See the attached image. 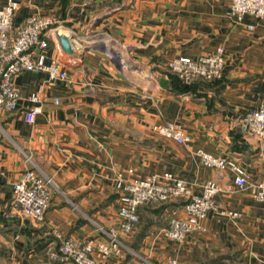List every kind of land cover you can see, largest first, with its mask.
<instances>
[{
    "label": "crops",
    "instance_id": "0c3cea01",
    "mask_svg": "<svg viewBox=\"0 0 264 264\" xmlns=\"http://www.w3.org/2000/svg\"><path fill=\"white\" fill-rule=\"evenodd\" d=\"M15 1L16 26L33 14L57 19L45 34L46 56L72 83L20 72L14 78L17 109L0 111V264H61L49 256L60 238H102L95 223L117 224L119 176L164 172L195 194L214 180L217 211L207 214L201 230L175 242L161 230L182 214L180 207L140 206L121 254L102 260L94 254L98 264H164L169 258L177 264H264V202L238 189L230 169L203 166L195 153L223 156L251 180L264 179V138L236 126L241 115L264 105V20L245 16L235 23L227 14L231 0ZM58 34L70 39L73 54L62 50ZM217 48L225 61L213 82L188 89L167 68L173 58L195 59ZM32 108L37 111L29 123L24 113ZM167 121L189 140L178 143L152 130ZM29 167L54 184L40 223L14 214L9 204L12 182Z\"/></svg>",
    "mask_w": 264,
    "mask_h": 264
},
{
    "label": "built area",
    "instance_id": "2783aa9c",
    "mask_svg": "<svg viewBox=\"0 0 264 264\" xmlns=\"http://www.w3.org/2000/svg\"><path fill=\"white\" fill-rule=\"evenodd\" d=\"M104 1V0H101ZM18 3L6 0L0 7V111L17 109L20 93L14 86V78L23 71H41L47 74L50 81L65 85L72 83L68 71L55 58L47 59L48 42L45 34L57 27V19L51 16L33 14L18 26L14 23ZM235 22H241L245 16L255 20H264V0H231L227 11ZM251 29V25H247ZM223 49L217 48L210 54L195 59L189 57L173 58L167 68L177 74L184 84L192 83L198 77L207 79L220 78L224 67ZM29 100L36 101L31 94ZM36 109L24 113L27 122L32 123ZM237 129L244 135L264 138V105L245 112L237 120ZM152 130L159 136L178 143L189 140L182 127L174 122L156 123ZM199 162L206 167L234 172V183L238 189L248 188L252 197L264 202V179L251 180L249 173L223 156L213 155L202 149L196 150ZM29 160V158L27 157ZM53 181L35 168H26L11 184L10 208L14 214L28 218L33 222H42L51 199ZM119 191L117 216L114 226L104 227L95 223L96 231L102 238L88 240L61 239L56 251L49 256L61 264H98V259L118 256L124 248L123 238L130 234L139 222L138 208L146 204H158L183 198L186 202L180 206L182 214L170 217L167 227L161 230L162 236L175 242H181L190 232L201 230V222L210 211H217L213 200L219 190L214 180L201 185V192L195 194L190 184L174 178L170 173L152 174L144 178L125 180L120 176L116 181ZM235 216L236 212L219 211ZM60 237L57 232H54ZM164 264H177L169 258Z\"/></svg>",
    "mask_w": 264,
    "mask_h": 264
},
{
    "label": "trees",
    "instance_id": "16d2710c",
    "mask_svg": "<svg viewBox=\"0 0 264 264\" xmlns=\"http://www.w3.org/2000/svg\"><path fill=\"white\" fill-rule=\"evenodd\" d=\"M171 72H172V71H171ZM172 73L176 76V78H177L179 81H181V80L178 78L177 74H175L174 72H172ZM217 79H219V78H211V79H207V78H204V77H198V78H196L192 83H190V84H186V86H187L188 89H191L192 86H193V84H197L198 82H199V83L203 82V83H205V84H208V83L213 82V81H215V80H217ZM167 202H171V203H173V204H176L178 207H180V206H182V205L186 202V200H184L183 198H178V199H176V200H170V201H166V202H162V203H158V204H164V203H167ZM146 205H152V204H146ZM132 232H133V231H132ZM132 232H131V233H132ZM131 233H130V234H131ZM128 235H129V234H128ZM58 246H59V244H58ZM58 246H57V248H58ZM57 248L54 249V250H57Z\"/></svg>",
    "mask_w": 264,
    "mask_h": 264
},
{
    "label": "water",
    "instance_id": "95a60500",
    "mask_svg": "<svg viewBox=\"0 0 264 264\" xmlns=\"http://www.w3.org/2000/svg\"><path fill=\"white\" fill-rule=\"evenodd\" d=\"M58 42L62 50L67 53V54H73L74 53V46L71 43L70 39L63 35V34H58Z\"/></svg>",
    "mask_w": 264,
    "mask_h": 264
},
{
    "label": "rangeland",
    "instance_id": "374dc122",
    "mask_svg": "<svg viewBox=\"0 0 264 264\" xmlns=\"http://www.w3.org/2000/svg\"><path fill=\"white\" fill-rule=\"evenodd\" d=\"M169 61H170V60H169ZM167 63H168V62H167ZM161 137H162V136H161ZM162 138H164V137H162ZM146 177H147V176H146ZM134 179H136V178H134ZM131 180H133V179H131ZM107 258H108V257H107ZM102 259H103V258H102ZM102 259H101V260H102ZM104 259H106V258H104ZM98 262H99V261H98Z\"/></svg>",
    "mask_w": 264,
    "mask_h": 264
}]
</instances>
